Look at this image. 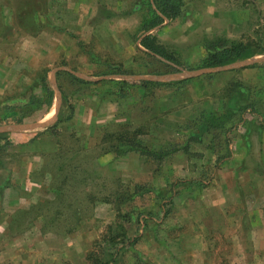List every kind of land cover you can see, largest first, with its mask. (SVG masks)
Here are the masks:
<instances>
[{
  "label": "rangeland",
  "instance_id": "374dc122",
  "mask_svg": "<svg viewBox=\"0 0 264 264\" xmlns=\"http://www.w3.org/2000/svg\"><path fill=\"white\" fill-rule=\"evenodd\" d=\"M183 1L181 15L152 30L180 63L161 75L148 72L168 69L157 58L170 62L139 44L138 29L157 9L155 0H83L82 15L65 16L49 14L47 0H0V133L11 141L0 154V264H87L94 241L117 235L120 226L138 240L128 250L119 244L124 251L115 250L114 264H264L252 256L257 245L244 207L233 205L236 219L234 210L222 212L214 182L226 160L219 163L217 153L231 156L237 139L256 136L258 125L264 130V54L254 63L222 65L229 66L211 77L199 73L214 40L264 38V0ZM118 69L131 73L113 75ZM140 75L190 80L127 90L118 83ZM45 83L63 91L72 119L52 130L18 129L37 117L21 115L30 101L45 99ZM249 103L251 110L243 109ZM202 107L206 113L199 114ZM203 123L208 130L200 135ZM221 129L217 143L213 134ZM121 131L168 153L160 163L139 151L117 153L112 145ZM258 160L247 159L250 174L264 173ZM203 171L205 187L197 181ZM254 186L264 191V183Z\"/></svg>",
  "mask_w": 264,
  "mask_h": 264
},
{
  "label": "trees",
  "instance_id": "16d2710c",
  "mask_svg": "<svg viewBox=\"0 0 264 264\" xmlns=\"http://www.w3.org/2000/svg\"><path fill=\"white\" fill-rule=\"evenodd\" d=\"M155 3L157 5V9H152L151 14L144 18L142 21V26H141V32L146 33L144 34V37L141 39L140 43L146 50V53L149 55H157L158 57H162L166 60H168L170 63H166L165 61H162L161 59L157 58V62L162 63L165 67L168 69L165 70H152L148 73L150 74H170L176 71V68L171 65L173 64H180L177 59L173 57V55H170L162 45H160L157 42V37L153 33H149V31L156 26L162 24L164 21V18H176L179 15H181L182 10H183V0H155ZM264 20V18H263ZM263 28H261L262 31ZM262 35V34H261ZM207 55L203 58L201 67L202 68H212V67H218L222 65H226L238 60L246 59L249 57H253L255 55H260L264 54V38L263 36L259 37H254L253 35H246L245 37H242L240 39H234V40H227V39H216L212 43H210V46H207ZM145 53V54H146ZM156 56V57H157ZM120 67V66H119ZM252 67H259L257 64L252 65ZM259 68H262L261 66ZM112 72V71H111ZM114 74H130L131 71H127L126 69H118L116 71H113ZM143 74V73H142ZM211 73H208L204 76L211 77ZM75 80H78L83 83H94V82H89L80 78L75 77ZM189 78H184L175 82H156V81H151V80H139V81H133L130 82L128 80H118V83L122 85V89L127 90L126 87H132L133 85H140L144 89L145 88H150V87H172V86H181L183 83H188ZM45 92L43 95V98H36L30 101L29 103L32 104L31 109H28L27 111L22 112V117L21 118H31L34 116H38L39 112L42 111L44 106L47 105V100L50 99L52 96V89L46 83L43 85ZM264 91V89H263ZM120 96L122 98L127 97L125 94L120 93ZM62 97L64 101V108L60 112L59 115V120L56 124H54L52 127L48 128V130H52L55 128L60 122L62 121H69L72 119L74 115L73 107L69 104V101L65 94L62 91ZM42 103V106H38L37 104ZM232 106L235 104L232 103ZM66 108H68V112H66ZM252 105L251 103L247 104L245 110H251ZM36 118V117H35ZM200 120L204 121L205 118L201 117ZM199 120V121H200ZM194 125H197L194 124ZM189 126V124H188ZM190 127V126H189ZM197 127V126H196ZM215 128H218L215 126ZM223 128V127H222ZM208 130V125H200V135L203 134ZM222 130L220 133H215L214 139L219 143V140L221 139L222 135ZM229 133V131H228ZM200 138V136H199ZM106 140V137H105ZM228 138H226L227 142ZM112 148L117 153L120 154H126L127 152L130 151H139L141 154H144V156L155 163H160L161 160L164 159L165 153H168V150H151L148 146L138 143L137 141H133L129 135L126 132L121 131L117 138L116 142L113 143ZM171 147H169L171 150H177L179 148L178 143H169ZM11 145V141L8 140L7 137H5L4 133H0V154L5 155L7 154V150L9 146ZM215 152V150H214ZM217 153V152H216ZM227 155H220L217 153L216 159L217 161H221L224 158H226ZM0 165L1 164V159H0ZM217 167V166H216ZM219 167V166H218ZM205 174L206 172H202V176L197 180L201 181V187H205L204 184H202V180L205 179ZM169 210L165 211L167 214ZM119 216H125L122 213L118 214ZM115 224V222H114ZM113 223L111 224L110 228L114 227ZM122 227L118 229L117 235L113 234H102L100 238L96 239L93 243V246L90 251L87 253V264H114L116 259V254L115 250L119 251L123 249H120L119 244H122L128 250L130 247H133L138 238H132L128 236L127 232L124 231L125 229H121ZM113 229V228H112ZM113 232V230H111Z\"/></svg>",
  "mask_w": 264,
  "mask_h": 264
},
{
  "label": "crops",
  "instance_id": "0c3cea01",
  "mask_svg": "<svg viewBox=\"0 0 264 264\" xmlns=\"http://www.w3.org/2000/svg\"><path fill=\"white\" fill-rule=\"evenodd\" d=\"M47 1H50L47 4V7L50 8V11L48 9L49 14L52 13L51 11H53L54 13H58L56 12V10L60 11L61 16L63 15L65 16L69 12L75 15L83 14L81 12L84 10L83 0H70L72 1V4L71 5L69 4V7H67V3H66V1L69 0H47ZM64 11H66V13ZM141 26L142 25H140L138 30H141ZM73 28L75 30H78L79 28L80 30V27L74 26ZM153 29H151L149 33H152ZM144 34L146 33H143V35L139 40V44L143 49L144 47L141 45L140 41L144 37ZM250 58L251 57L242 60H249ZM253 58L255 57L253 56ZM126 75H130V74H120V76L122 77H125ZM140 76L142 77L133 80L136 81L144 80V75H140ZM121 80H128V79L122 78ZM51 97H50V103L47 104L48 106L46 105L42 109L43 111L42 116H37L35 119H32V121L23 120V122L18 124V129L43 130L50 128L54 124H56L59 120L60 112L64 108V101H63L62 93L61 91L59 92V90H55L54 92H52ZM54 100H56L55 103ZM55 104L56 106H54ZM52 108H54L53 111L54 113L52 112L46 114L47 112L51 111ZM203 113H206V111H204L202 107L200 109L199 114H203ZM258 126H257L258 131L256 136L255 135L249 136V134H246L244 138L241 137L240 139H237V141H235V144L237 145L238 148L234 150V152H232L231 156L228 155L229 157L227 156L226 158H224L226 160L223 159L224 162L216 170L214 182L217 183L218 193H222V195H220V199H218L216 202L220 204V208L222 209V212L225 211L229 212L230 210H234V212L231 213L230 217L236 219L238 208L233 207V205L237 204V206L244 207L243 209L244 211L247 212V216L249 217V219L246 218V220L252 223L253 225L254 233L253 236L251 237L253 238V240L256 242L257 245L256 249L253 250L252 252V256L258 257V260L260 259L263 262L264 261V191H261L259 186H254V184H258L260 182L264 183V173L260 172L259 169L257 170L258 172L254 171V173L252 174H250L247 171L249 167L247 164V159H249L251 155H253L256 159H259L258 162L260 163L256 164V167L262 168L264 170V130L262 129L263 127L261 126L258 127ZM239 128L242 129V126L239 125ZM252 138L254 139V141ZM256 141L258 143L257 144L258 149L256 152L258 155H256L254 152L253 142ZM242 144L246 145V149L244 150L241 149L242 147L240 145ZM240 163H242V167H240ZM230 177H233L235 179L230 181L231 183H234L233 185L231 183H228L227 178L229 179ZM251 185H253V187H251ZM244 199L246 200L245 203H244ZM252 199L253 200L255 199L253 203L254 205L251 202H249Z\"/></svg>",
  "mask_w": 264,
  "mask_h": 264
},
{
  "label": "water",
  "instance_id": "95a60500",
  "mask_svg": "<svg viewBox=\"0 0 264 264\" xmlns=\"http://www.w3.org/2000/svg\"><path fill=\"white\" fill-rule=\"evenodd\" d=\"M260 59H256V58H253V59H250V60H247V63L249 64V63H254V62H256V61H259ZM228 66L229 65H227V66H218V67H212V68H205V69H202L199 73H201V74H203V73H210V72H213V71H215V70H220V69H225V68H228ZM193 74H196V73H192V71L191 72H188V76L189 75H192L193 76ZM164 77L165 76H160V77H158L157 79H159V78H161V79H164Z\"/></svg>",
  "mask_w": 264,
  "mask_h": 264
}]
</instances>
